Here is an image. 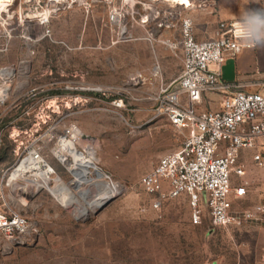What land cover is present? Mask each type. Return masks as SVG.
Returning a JSON list of instances; mask_svg holds the SVG:
<instances>
[{"label": "rangeland", "instance_id": "1", "mask_svg": "<svg viewBox=\"0 0 264 264\" xmlns=\"http://www.w3.org/2000/svg\"><path fill=\"white\" fill-rule=\"evenodd\" d=\"M0 7V71L11 74L0 78V171L34 139L29 130L49 124L56 138L73 124L80 134L73 147L93 163L90 184L74 180L72 154L66 152V164L55 156L60 137L44 158L54 171L46 172L49 187L62 185V200L36 187L38 173L2 190L0 207L5 200L31 228L23 244H1L0 264H262L264 225L217 228L203 204L201 224L193 225L185 195L154 211L139 179L182 141L155 117L151 101L181 69L179 31L159 25L167 17L189 18L202 39L214 35L218 22L264 8V0H5ZM136 72L145 82L135 90L127 81ZM114 98L122 99L123 109L108 105ZM208 98L206 110L217 109L218 98ZM255 151L242 152L245 174L232 178V187L245 184L248 191L236 200L237 209L264 202V167L252 163ZM104 183L115 187L114 198L91 211L88 203L107 192ZM76 201L89 212L77 216Z\"/></svg>", "mask_w": 264, "mask_h": 264}, {"label": "built area", "instance_id": "2", "mask_svg": "<svg viewBox=\"0 0 264 264\" xmlns=\"http://www.w3.org/2000/svg\"><path fill=\"white\" fill-rule=\"evenodd\" d=\"M238 20L218 22L212 40H197L189 18L175 22L174 18L167 17L159 25L179 31L177 45L181 49V69L176 78L160 86L151 101L155 117L165 119L179 132L182 141L178 149L161 156L139 179L150 209L160 211L166 201L185 195L191 205V224H201L203 204L210 223L225 230L264 225V202L248 209H237L236 200L244 198L248 191L245 184L232 187V178L245 174L239 163L242 152L256 150L251 161L258 168L264 167V145L257 144L264 138V80L225 82L221 78V67L227 59L254 48L237 38ZM158 73L154 68L153 76ZM144 82L139 72L130 75L127 81L135 90ZM208 95L218 98L217 109L206 110L207 102H212ZM108 105L114 110L123 109L120 98L110 100ZM54 126L49 124L44 131L41 128L29 130L34 139L26 144L21 142V152L14 151L15 161L5 171H0V193L5 187L20 184L23 179L34 180L40 168L54 175L44 152H53L60 137L69 139L77 129L69 124L56 138ZM2 146L0 133V152ZM42 159L44 164H41ZM24 163L29 170L10 180L12 173ZM30 226L25 215L11 210L2 200L0 247L1 244L12 247L23 244ZM260 262L264 264V253Z\"/></svg>", "mask_w": 264, "mask_h": 264}, {"label": "bare ground", "instance_id": "3", "mask_svg": "<svg viewBox=\"0 0 264 264\" xmlns=\"http://www.w3.org/2000/svg\"><path fill=\"white\" fill-rule=\"evenodd\" d=\"M0 1H3L4 2L5 0H0ZM114 20L117 22V17L114 18ZM123 29L124 28H122V30ZM10 75L11 74H9V71L6 70V69L5 70L3 69V70L0 71V78L6 77V76L10 77ZM3 95L4 94H3V92H1V89H0V101H2L4 99ZM79 135L80 134L78 132L73 131L72 134L69 136V139H67L65 137H64V139H61V141L59 143L60 148L57 149V150H55V156L58 158V161L60 163L66 164L67 163V155H66V152L68 151L69 153H71L72 154V162H73L72 164L73 165H71L70 167L74 171V174H73L74 180H76L78 182H81L82 181V182H86V183L90 184L91 183V180H90V178L87 175L88 174L87 173V170L93 167V163L91 161H89L88 159H86L84 156H82L79 152H77L75 150V148L73 147V144H72L77 139V137ZM44 163L45 162L42 160L41 161V164H44ZM27 168H28V165L27 164H25V163L22 164L19 168H17L13 172L10 180H13L19 173H23L24 170H26V171L29 170ZM41 170H42V168H40V172H38V174L41 176L40 177L41 178V184L37 183L36 184V187L37 188H39V187L40 188H44V189L48 190L53 195V197L55 199H57L58 201L59 200H62V195H64L62 185H60L59 191L52 190L49 187L48 181L46 179V176H47L46 172L47 171L45 170V172H43V170L42 171ZM99 174L101 176H103L100 172H99ZM53 180L55 182H58V179L56 177ZM110 185L111 184H109V183H104L102 186L107 191L106 194L100 195L99 196V199L93 201V203H88L90 205L91 211H94L95 209H98L99 206L107 198H114L116 189H115V187H113L112 185H111L112 186L111 187ZM111 189H112L111 193H108V190H111ZM90 201H92V200H90ZM73 205H76V207H75L76 212L75 213H77V216L85 215L86 213L89 212V210L84 205H81V203H79L78 201L74 202Z\"/></svg>", "mask_w": 264, "mask_h": 264}, {"label": "crops", "instance_id": "4", "mask_svg": "<svg viewBox=\"0 0 264 264\" xmlns=\"http://www.w3.org/2000/svg\"><path fill=\"white\" fill-rule=\"evenodd\" d=\"M236 19L239 18H235V19L228 18L222 21H229ZM196 26L197 25L193 22V32L197 40L214 39L213 30L209 33L208 37L200 39L198 37ZM205 27L207 28L208 26ZM221 78L225 82L263 81L264 80V47H254L252 49L243 50L235 58L227 59L221 67ZM259 229L257 228L256 230Z\"/></svg>", "mask_w": 264, "mask_h": 264}, {"label": "clouds", "instance_id": "5", "mask_svg": "<svg viewBox=\"0 0 264 264\" xmlns=\"http://www.w3.org/2000/svg\"><path fill=\"white\" fill-rule=\"evenodd\" d=\"M238 24L239 40L251 47H264V8L245 10Z\"/></svg>", "mask_w": 264, "mask_h": 264}, {"label": "water", "instance_id": "6", "mask_svg": "<svg viewBox=\"0 0 264 264\" xmlns=\"http://www.w3.org/2000/svg\"><path fill=\"white\" fill-rule=\"evenodd\" d=\"M113 200V198H107L100 206H99V210H102L103 208H105L111 201Z\"/></svg>", "mask_w": 264, "mask_h": 264}, {"label": "trees", "instance_id": "7", "mask_svg": "<svg viewBox=\"0 0 264 264\" xmlns=\"http://www.w3.org/2000/svg\"><path fill=\"white\" fill-rule=\"evenodd\" d=\"M88 95L98 96V94L95 93H88Z\"/></svg>", "mask_w": 264, "mask_h": 264}]
</instances>
